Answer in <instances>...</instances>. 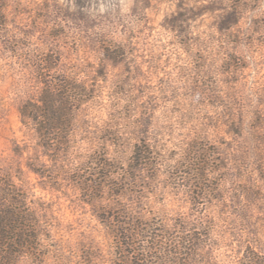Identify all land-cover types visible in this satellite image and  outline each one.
<instances>
[{"label": "rangeland", "instance_id": "rangeland-1", "mask_svg": "<svg viewBox=\"0 0 264 264\" xmlns=\"http://www.w3.org/2000/svg\"><path fill=\"white\" fill-rule=\"evenodd\" d=\"M0 19V169L44 242L21 264L122 263L99 215L125 206L209 222L201 264H246L249 244L264 254V0H2ZM59 78L81 89L55 129L67 144L50 150L32 118ZM136 143L153 152L143 184L88 190L96 156L123 172ZM198 146L217 189L195 201Z\"/></svg>", "mask_w": 264, "mask_h": 264}, {"label": "trees", "instance_id": "trees-1", "mask_svg": "<svg viewBox=\"0 0 264 264\" xmlns=\"http://www.w3.org/2000/svg\"><path fill=\"white\" fill-rule=\"evenodd\" d=\"M2 0H0L1 9ZM0 19V26L3 25ZM80 85L72 84L66 78H59L48 85L42 98L43 105H36V117L32 118L37 126L38 134L44 139V146L53 149L57 144L66 145V136L70 130H55L68 126L71 121L70 106ZM76 90V91H75ZM24 115L27 112H24ZM49 120L45 123L44 118ZM46 116V117H45ZM53 129V130H52ZM152 150L150 144L136 143L131 156V162L123 172L114 171L116 167L109 158H98L92 161L95 170L93 176H100L87 180L91 183L88 190L94 188L110 189L121 185L122 190L116 195L125 194L124 187L134 183L143 184L144 170L152 164ZM211 151L206 147L198 146L189 157L190 169L187 179L191 182L192 191L197 198L207 199L213 196L216 186L209 176ZM197 183V184H196ZM196 185V186H195ZM191 190V189H190ZM125 206L121 212L113 209L106 214H100L101 221L110 228L117 245V254L120 255V264H201V250L209 234L206 229L210 223L202 220L201 223L183 220L175 223L174 227L168 224L164 217L150 218L147 214L136 213ZM203 229L206 232H197ZM200 231V230H199ZM44 248L41 221L37 211L31 206L28 194L17 183L13 173L0 169V264H21L22 257L31 255L42 256ZM246 264H264V254H260L249 244L243 254ZM206 262V261H205Z\"/></svg>", "mask_w": 264, "mask_h": 264}]
</instances>
